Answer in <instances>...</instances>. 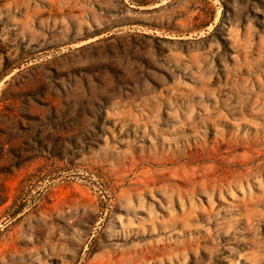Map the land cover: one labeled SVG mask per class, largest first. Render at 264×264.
Wrapping results in <instances>:
<instances>
[{
	"label": "rangeland",
	"instance_id": "obj_1",
	"mask_svg": "<svg viewBox=\"0 0 264 264\" xmlns=\"http://www.w3.org/2000/svg\"><path fill=\"white\" fill-rule=\"evenodd\" d=\"M0 264H264V0H0Z\"/></svg>",
	"mask_w": 264,
	"mask_h": 264
}]
</instances>
